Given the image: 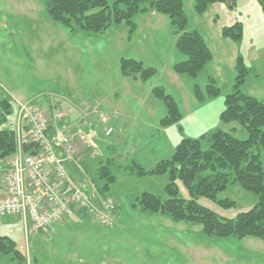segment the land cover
I'll list each match as a JSON object with an SVG mask.
<instances>
[{
	"label": "rangeland",
	"instance_id": "rangeland-1",
	"mask_svg": "<svg viewBox=\"0 0 264 264\" xmlns=\"http://www.w3.org/2000/svg\"><path fill=\"white\" fill-rule=\"evenodd\" d=\"M183 6L186 31H197L212 53V60L195 78L173 72V65L186 57L176 49L177 37L164 16L139 15L134 19L138 29L130 39L126 25L87 37L71 34L51 21L40 0H0V98L9 99L13 108L3 128L16 123V103L20 102L39 110L49 108V103L70 110L71 123L80 118L85 106H98L99 113L110 116L113 129L104 137L94 124L100 156L89 160V169L81 170L89 186L82 191L84 199L98 206L99 213L92 217L86 208L78 209L63 215L48 233H25L20 216L0 218V237L14 242L24 264H264L262 240L208 238L199 225L132 207L135 197L144 192L166 199L169 182L166 174L137 176L135 166L153 169L187 138L201 139L205 149V136L217 129L229 132L234 128L238 138H246L237 124H224L219 118L238 75V56L248 70L239 90L264 102V0H236L233 10L213 4L201 16L194 12L193 0H183ZM235 23L241 27L240 41L224 39L221 28ZM121 59L139 61L155 73L146 80L139 75L122 77ZM209 77L220 90L213 98L206 94ZM196 85L202 100L194 95ZM155 88L174 99L180 113L177 122L161 124L167 111L155 97ZM83 129L88 131L86 126ZM8 159H0V192L10 169ZM97 159H108L114 175L103 196L91 183L94 175L88 176L100 161ZM78 164L72 162L71 169ZM262 166L264 169L263 155ZM177 188L180 197L188 198L180 181ZM218 198L233 201L235 207L223 209L204 198L199 203L228 219L249 210L256 201L239 185L230 186ZM103 202L113 205L106 214L111 226L101 224ZM118 207L121 213L114 219ZM8 257L0 253V264L17 262Z\"/></svg>",
	"mask_w": 264,
	"mask_h": 264
},
{
	"label": "trees",
	"instance_id": "trees-1",
	"mask_svg": "<svg viewBox=\"0 0 264 264\" xmlns=\"http://www.w3.org/2000/svg\"><path fill=\"white\" fill-rule=\"evenodd\" d=\"M40 2L51 21L71 34L80 33L87 37L104 34L111 27L126 25L127 38L130 39L137 30L134 19L139 15L154 12L167 18L177 37L175 47L186 57L185 60L173 65L175 74L195 78L212 60V53L203 37L195 30L186 31L187 16L183 0H40ZM213 4H221L233 10L236 7V0H193V10L201 16ZM220 35L224 39L240 41V24L235 23L221 28ZM235 68L238 75L232 92L224 99V110L219 118L224 124H237L245 131L246 138H238L234 128L229 132L217 129L205 136V149L201 139L187 138L176 146L170 158L161 160L153 169L145 171L135 166L137 176L166 174L169 182L165 186L166 199L162 200L144 192L135 197L132 207L142 212L159 214L175 222L199 225L202 234L208 238L249 237L264 241V169L262 166L264 102L243 94L239 90V84L244 81L248 73L241 56L237 57ZM119 73L122 77L139 75L140 80H146L155 71L152 68H145L141 62L134 59H121ZM206 87V94L210 98L220 93L211 77L208 78ZM153 91L167 111L161 124L167 126L177 122L180 113L174 99L165 94L162 88H155ZM194 95L197 100L203 99L197 85L194 86ZM12 113L11 101L0 98V159H7L17 149V133L9 127L3 128ZM96 139H99L97 133ZM21 146L24 152H29L38 144L23 142ZM97 148L99 151L98 146ZM83 159L76 162L79 164L77 167L75 165L74 169H71L72 162L65 166L67 178L80 185L81 191L89 187L81 170L85 167V170L89 169L87 164L90 158ZM91 171L88 173V176L94 175L91 183L97 187L100 196L105 195V191L114 181L110 161L108 159L98 161L97 166ZM178 181L185 187L188 198L179 196ZM96 182H99L101 186ZM233 185H239L255 196L256 201L249 210L239 212L234 218L228 219L199 203V200L204 198L223 209L234 208L233 201L218 198L220 193ZM71 212L74 214L76 211H69L65 215ZM59 222L41 233L53 231L54 225ZM0 253L1 256H11L8 258L16 260L15 264L26 262L9 237H0Z\"/></svg>",
	"mask_w": 264,
	"mask_h": 264
},
{
	"label": "built area",
	"instance_id": "built-area-1",
	"mask_svg": "<svg viewBox=\"0 0 264 264\" xmlns=\"http://www.w3.org/2000/svg\"><path fill=\"white\" fill-rule=\"evenodd\" d=\"M16 104V123H9L8 127L17 133L18 144L10 157V169L5 173L1 187L0 218L20 216L23 230L28 233L32 230L46 232L72 210L86 208L92 217L97 211L99 213L98 206L93 207L92 202L84 199L80 185L67 178L65 166L86 157H99L93 126L96 123L102 135L109 137L113 133L110 116L99 113L98 106H85L80 118L71 123L70 110H60L54 105L39 110L28 104ZM22 125L28 130V139L21 138ZM23 142L38 146L24 152ZM103 206L101 224L110 225L111 217L106 214L113 205L103 202Z\"/></svg>",
	"mask_w": 264,
	"mask_h": 264
},
{
	"label": "crops",
	"instance_id": "crops-1",
	"mask_svg": "<svg viewBox=\"0 0 264 264\" xmlns=\"http://www.w3.org/2000/svg\"><path fill=\"white\" fill-rule=\"evenodd\" d=\"M147 15H151V16H153V17H156V18H160L158 15H156V14H154V13H150V14H147ZM137 29H138V26H137ZM24 138L25 139H28L29 138V134H28V132H26L25 131V135H24ZM99 141H97L96 142V144H97V146L99 147V144L100 143H98ZM113 201H116V200H113ZM117 202V201H116ZM117 208V207H116ZM121 213V208L120 207H118V210L117 211H115V216L113 215V217L112 218H116L117 219V217H118V215ZM75 214V213H74ZM114 214V213H113ZM82 218V217H81ZM113 224V222L111 223V225ZM110 225V226H111ZM3 236H5V235H3ZM7 237V236H6Z\"/></svg>",
	"mask_w": 264,
	"mask_h": 264
}]
</instances>
